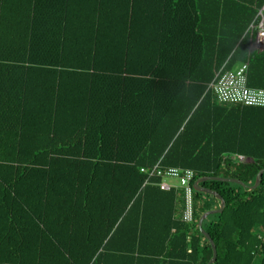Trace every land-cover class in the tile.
I'll list each match as a JSON object with an SVG mask.
<instances>
[{
  "label": "trees",
  "instance_id": "16d2710c",
  "mask_svg": "<svg viewBox=\"0 0 264 264\" xmlns=\"http://www.w3.org/2000/svg\"><path fill=\"white\" fill-rule=\"evenodd\" d=\"M92 1L95 27L67 37L70 0L32 1L43 10L21 32L3 28L0 0V264H207L198 219L218 199L195 190L185 223L180 192L141 168L254 184L264 107L220 103L210 85L248 61L249 86L264 88V50L244 35L264 0H218L240 26L214 35L200 0ZM201 185L226 201L202 225L212 264H264V173L253 190Z\"/></svg>",
  "mask_w": 264,
  "mask_h": 264
},
{
  "label": "built area",
  "instance_id": "2783aa9c",
  "mask_svg": "<svg viewBox=\"0 0 264 264\" xmlns=\"http://www.w3.org/2000/svg\"><path fill=\"white\" fill-rule=\"evenodd\" d=\"M256 44L264 48V4L257 9ZM249 62L244 61L232 69H222L211 83V87L220 103H240L246 106L264 107V88L251 87L248 84ZM242 161L243 156H238ZM147 174L146 183L150 178H160L157 185L162 190L176 189L180 192L182 209L180 219L188 224L195 222L194 182L195 172L190 168L160 167L158 164L148 169L141 168Z\"/></svg>",
  "mask_w": 264,
  "mask_h": 264
},
{
  "label": "crops",
  "instance_id": "0c3cea01",
  "mask_svg": "<svg viewBox=\"0 0 264 264\" xmlns=\"http://www.w3.org/2000/svg\"><path fill=\"white\" fill-rule=\"evenodd\" d=\"M10 6H6L4 8L5 18H4V29H9L15 32H21L28 28H30V21L33 17L31 16L34 12H41V8L34 9L31 7L32 1L34 0H15L16 5L12 4L13 0H8ZM141 1L136 0V10H140L145 5V10L151 8V5L148 3L143 4ZM226 1V0H220ZM145 2V1H144ZM92 3V5L90 4ZM201 7L200 9L204 12L205 18L202 20V24L204 26V30L208 32L210 35H214L219 30H225L229 32L233 30L235 27H239L240 23H236L235 17L237 16L235 13V7L230 5L223 6V10H219L218 0H200L199 1ZM96 7L92 0H70V5L68 7V15L66 17L65 22V35L67 37H71L74 34L84 29H92L95 27V15H96ZM221 14L223 16L222 22L219 24L217 15ZM37 20V19H35ZM110 21H106L103 25L104 28L108 26ZM53 24V23H51ZM138 24V23H137ZM135 24V27H139ZM257 24V13L254 20L250 23L248 28L245 30L244 35L249 37V42L251 47L256 50L262 51L263 47H259L256 44V30L254 26ZM113 25L115 28H123L124 24L120 22V20H113ZM210 40L212 42L213 37ZM59 53V52H57ZM239 64L235 65L238 66ZM234 66V67H235ZM3 153V151H0ZM30 153V152H28ZM248 160V157H244ZM217 199V198H216ZM219 204V200L217 202V206Z\"/></svg>",
  "mask_w": 264,
  "mask_h": 264
},
{
  "label": "water",
  "instance_id": "95a60500",
  "mask_svg": "<svg viewBox=\"0 0 264 264\" xmlns=\"http://www.w3.org/2000/svg\"><path fill=\"white\" fill-rule=\"evenodd\" d=\"M248 160H251V158L248 157ZM263 173H264V168H262V169H260L258 171V173L256 175L255 182L252 185H247L242 180L237 179V178L221 177V176H206L205 175V177H200V178H197L195 180L194 189L196 191L208 193V194L214 196L215 198H217L219 200V202H220L217 208H213V209L205 211L198 219V227L200 229V232L203 234V236H205L209 240V242H210V244L212 246L213 254H212L211 259L209 261H207V264H212L214 261H216L217 248H216V245H215L213 239L209 235V233L206 232L205 229L203 228V226H202L203 225V221L210 214L222 212L224 207H225V205H226V201L217 191H215V190H213L211 188L204 187L203 185H201V183L205 182V180L207 181V180L213 179V180L226 181V182H235V183H238V184L242 185L247 190H253V189L257 188L260 185V183L262 181Z\"/></svg>",
  "mask_w": 264,
  "mask_h": 264
},
{
  "label": "rangeland",
  "instance_id": "374dc122",
  "mask_svg": "<svg viewBox=\"0 0 264 264\" xmlns=\"http://www.w3.org/2000/svg\"><path fill=\"white\" fill-rule=\"evenodd\" d=\"M247 161H250V160H247V159H243L242 162H247ZM215 200V199H214Z\"/></svg>",
  "mask_w": 264,
  "mask_h": 264
}]
</instances>
